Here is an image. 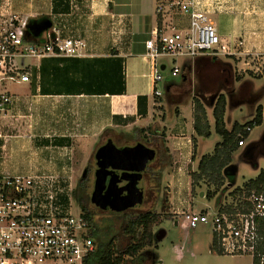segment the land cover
<instances>
[{
  "label": "crops",
  "instance_id": "crops-1",
  "mask_svg": "<svg viewBox=\"0 0 264 264\" xmlns=\"http://www.w3.org/2000/svg\"><path fill=\"white\" fill-rule=\"evenodd\" d=\"M173 1L0 0V22H8L12 16L29 23L49 18L64 36L88 43L86 57L31 59L26 64L30 84L0 81V94L15 98L13 105L0 114V177L19 176L15 174L18 162L26 158L36 173L44 172L30 176L53 175L62 182V163L49 152L52 141H56L55 147H65L71 134H80L81 138L97 136L126 120L145 130L156 126L155 134L147 135L164 140L170 154L176 155L170 165L175 173L169 183V202L162 207L176 219L177 226L187 229L182 226L183 213L193 212L189 172L197 167L192 160L196 60L191 59L182 68L176 64L178 59H173L183 80L187 75L189 82L165 81L178 123L171 133L164 127L165 134H161L160 127L153 125L157 119L153 115L156 116L155 108L164 110V100L163 95L154 96V63L147 57L146 48L154 29L172 33L190 26L189 16L173 6ZM197 2L198 10L209 17L227 48L218 59L230 64L236 61L232 65L237 73L260 71L263 63L257 65L255 61L264 60V0ZM159 60L158 68L165 69L166 64ZM186 100L191 101L189 109H183ZM203 140L199 139L198 144ZM174 251L182 259L178 246Z\"/></svg>",
  "mask_w": 264,
  "mask_h": 264
},
{
  "label": "built area",
  "instance_id": "built-area-1",
  "mask_svg": "<svg viewBox=\"0 0 264 264\" xmlns=\"http://www.w3.org/2000/svg\"><path fill=\"white\" fill-rule=\"evenodd\" d=\"M197 0H174L173 6L189 16L190 26L183 31L151 32L146 43L147 57L154 63V96L163 94L157 84L164 81L156 64L158 59L171 57H219L226 47L209 17L197 8ZM27 19L12 16L0 22V81L32 82L25 59L50 57L78 58L88 55L85 39L64 36L54 25L37 40H28ZM181 74L174 66L172 76ZM15 98L0 94V114ZM247 131H251L248 127ZM245 139L239 142L244 146ZM58 177L49 175L0 177V264H85L96 250L91 226L83 213L75 215L69 196L60 189ZM65 200L67 203H65ZM249 208L243 212L183 213L187 229L212 222L221 252L225 255H254L262 239L260 223L264 220V191L253 192L246 199Z\"/></svg>",
  "mask_w": 264,
  "mask_h": 264
},
{
  "label": "rangeland",
  "instance_id": "rangeland-1",
  "mask_svg": "<svg viewBox=\"0 0 264 264\" xmlns=\"http://www.w3.org/2000/svg\"><path fill=\"white\" fill-rule=\"evenodd\" d=\"M53 25H55V23ZM30 60L31 59H25L24 63L28 64ZM159 61L166 64L165 69H159V72L165 80L160 82V85L158 86L163 94L164 110H158L157 108L154 109L156 116H153L157 119L153 125H158L161 134H165L163 131L164 127H167L168 129H166V131L171 133L170 129L176 127V123H178V116L175 109L176 106L169 103V95L165 88V81L175 80L176 82L182 83L183 77L182 73L178 75V77L172 76V69L175 66L173 58L164 57ZM190 61L191 58L180 57L176 64L183 68L184 66L189 65ZM261 62L263 64L260 67V71L257 73H238L244 77L243 82L247 83L246 89L251 93L248 100L242 101L241 96H238V89L241 87L242 83H235L234 94L229 93L223 87L219 90L226 96L227 107L224 119L225 125L228 129H231L235 122L245 123L252 120L255 110L259 105H262L264 109V60L255 61L257 65ZM232 64H236V61H233ZM209 71L208 80L211 85L214 78H226L225 74L220 73L221 70L218 64H214ZM233 71H235L234 68ZM197 86L198 80L196 74H194L193 93L196 92ZM214 86V88H217L216 83ZM186 102L187 103L183 105V109L191 108V101L186 100ZM205 105L211 124V136L203 140L204 142L200 143V145L198 144V157L213 153L216 145L222 141L221 137L214 129V119L212 115L213 106L211 105V101L205 102ZM186 114L187 112L185 115ZM163 117L164 119L162 120ZM135 128L139 127H136L133 122L126 120L125 122L121 121L118 124H115L113 128L105 130L102 134H96L97 136H92L94 134H90L81 138L79 137L80 134H71L72 137L70 136V140L68 139L70 143L65 147H55L56 141H52V149L49 151L51 155H56L62 163V168L64 169L62 177L65 178V181L61 182L60 189L65 196L70 197L72 211L75 215L82 212V210L73 196V191L78 187L79 182L83 177L84 170H89L90 175L85 181L86 192L89 195L88 208L92 213L94 211L93 215L99 222H97V228L101 233L99 237L104 241L114 238L116 245L120 248H125L130 243V237L126 236L124 233L129 219L148 211L160 215L166 213L162 206H166L167 201L169 200V192L171 191L169 183L175 173V170L170 165L171 162L175 161L176 156L174 154L171 155L169 150L168 165L159 170L161 181L159 180L160 182L156 181L153 183L158 189L156 190L154 201L147 200V202L144 203L143 200L141 205L132 208L135 210H130L127 211L128 213L120 215L115 214V212H110L111 210L105 212L99 208H95L90 200L95 182V153L109 140H112L118 147L134 145L136 142L131 139V135L135 134ZM155 128L157 127L151 126L150 129L154 131L156 130ZM147 133L152 134L150 131ZM32 139L34 140V137H32L31 140ZM47 140H50V138ZM155 140L158 141L157 139ZM158 142L159 143H155L154 138L148 135L147 139L141 140L140 143H143L146 146H156L162 153H164L167 148L165 141ZM245 143L246 145L244 147H239L233 153L232 168L227 172V174H229L227 175L228 180L218 195L213 198H208L207 193L209 192V188L206 186L197 188L195 195L191 199L193 203V212L198 214L206 212L210 217L215 215L220 207L232 203V198L229 195L231 191L237 188H242L247 181L256 179L259 174L264 171V119L261 125L256 126L250 132L249 136L245 139ZM30 162L31 161L26 158L20 159L18 162L19 169L15 174L19 176L35 175L36 172L33 168L35 166L31 167ZM153 167H156L155 164L152 165V168ZM36 174L41 175L44 174V172L39 171ZM202 193H204V196H201ZM65 203H67L66 200ZM178 220L182 222L181 218ZM154 231V245L146 249V254L153 256L151 264H252L253 258L252 255L249 254L231 256L212 252L214 233L211 221L208 224H198L196 228L189 230L183 229L181 224L177 226L176 219L167 217L163 218L162 223L156 226ZM164 233H166L165 236ZM175 245L181 249L183 256L182 259L177 258L174 251ZM146 254L143 256L147 257ZM142 258L143 257H141V259ZM141 259H139V261H127L126 264H145V262L140 261Z\"/></svg>",
  "mask_w": 264,
  "mask_h": 264
},
{
  "label": "trees",
  "instance_id": "trees-1",
  "mask_svg": "<svg viewBox=\"0 0 264 264\" xmlns=\"http://www.w3.org/2000/svg\"><path fill=\"white\" fill-rule=\"evenodd\" d=\"M214 64L220 67V73L225 74L226 78H214L213 83L208 80L209 69ZM195 74L198 80L196 94L193 97L194 104V132L193 138V156L192 160L197 162L196 170L189 172L191 180V195H195L197 188L206 186L209 188L207 193L208 198H213L218 195L224 187L227 178V172L232 168L233 153L240 147L239 142L246 139L250 132L262 124L264 119V109L259 105L252 120L239 123L235 122L231 129L225 125V113L227 107L226 96L219 90L223 87L229 93L234 94L235 83H242L239 87L238 96H241L242 101H246L251 96V93L246 89L247 83L243 82L240 74L233 71V66L230 63L224 62L218 57H199L195 61ZM189 77L185 75L183 84L188 83ZM216 83L217 88H214ZM211 86V87H210ZM237 90V91H238ZM210 102L213 106V119L215 132L221 137L222 141L216 145L213 153L205 154L197 157V148L199 139H206L211 136V124L206 110L205 102ZM250 127L251 131H247ZM135 134L131 135V139L137 144L143 139H147L148 133L152 132L150 128L147 130L135 128ZM169 149L161 154L163 167L168 165L167 157L169 158ZM167 154V155H166ZM176 156V155H175ZM166 159V160H165ZM162 171V170H161ZM86 180L82 179L78 187L73 191V196L79 204L84 218L94 228V218L88 208L89 195L86 192ZM264 191V171L254 180L247 181L242 188H237L229 193L232 198V203L219 208V212L235 213L243 212L249 208L247 198L251 193H261ZM220 206V205H219ZM171 217L170 214H157L153 212H145L132 219H129L125 227L124 233L130 237V243L125 248H120L116 245L115 239L104 241L95 232H91V237L95 241L96 250L87 258L85 264H126L127 261H140L145 264H151L153 256L146 254V249L154 245L155 227L162 223L163 218ZM214 233V232H213ZM260 234L262 239L257 245V250L253 258V264H264V220L260 223ZM212 252L222 255L218 239L214 233ZM144 254L147 255L143 256Z\"/></svg>",
  "mask_w": 264,
  "mask_h": 264
},
{
  "label": "water",
  "instance_id": "water-1",
  "mask_svg": "<svg viewBox=\"0 0 264 264\" xmlns=\"http://www.w3.org/2000/svg\"><path fill=\"white\" fill-rule=\"evenodd\" d=\"M52 26L53 22L49 18L29 23L28 40H37ZM156 155L155 149L143 143L119 148L112 140L107 141L95 153L97 170L91 203L102 211L110 209L113 212H124L141 205L144 191L138 184ZM118 171L122 174H118ZM122 182H126V185L121 186Z\"/></svg>",
  "mask_w": 264,
  "mask_h": 264
},
{
  "label": "flooded vegetation",
  "instance_id": "flooded-vegetation-1",
  "mask_svg": "<svg viewBox=\"0 0 264 264\" xmlns=\"http://www.w3.org/2000/svg\"><path fill=\"white\" fill-rule=\"evenodd\" d=\"M154 141H155V143H159L155 139H154ZM136 144L137 143H135L134 145H136ZM134 145H132V146H134ZM124 147H126V146H124ZM124 147H119V148H124ZM148 147L155 149L157 155H156L155 161L153 163H151L147 167L146 171L143 173L142 180L138 184L139 188L143 189V191H144V203H146L147 200L148 201H154L155 200L156 190H158V189H157V186H155L153 183H155L156 181L157 182H160L161 181V178L159 177V175H160L159 170L163 167V162H162L163 159H161L162 152L156 146H148ZM159 157H160V160H159ZM166 159H167V163H168L169 162V158L167 157ZM154 164H155L156 167L155 168L154 167L152 168V165H154ZM96 170H97V163H96ZM84 172H85V177H82V179L87 180L88 177H89V175H90L89 174V170L88 169H85ZM117 173L118 174H122V172H119V171ZM124 185H126V182H122L121 183V186H124ZM152 187H154V188H152ZM95 208H98V207L95 206ZM130 210H135V209H129L127 211H130ZM108 211H110V209L106 210L105 212H108ZM127 211H124V212H115V214H118V215L125 214V213H128ZM110 212H113V211H110ZM91 213H92V211H91ZM93 213H94V211H93ZM93 213H92V215H93ZM93 218H94V223L95 224H94V228H91V232L92 233L95 232L98 236H100L101 233L99 232V230L97 228L99 222L96 220V218H95L94 215H93Z\"/></svg>",
  "mask_w": 264,
  "mask_h": 264
}]
</instances>
